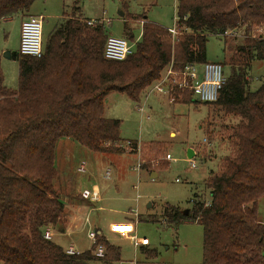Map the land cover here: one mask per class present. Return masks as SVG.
Here are the masks:
<instances>
[{"label":"trees","instance_id":"obj_1","mask_svg":"<svg viewBox=\"0 0 264 264\" xmlns=\"http://www.w3.org/2000/svg\"><path fill=\"white\" fill-rule=\"evenodd\" d=\"M34 1L0 0V22L28 12ZM176 9V38L143 15L126 18L142 23L137 40L129 34L134 50L123 60L104 58V26L87 25L77 10L42 41L41 57L18 55L15 89L5 87L0 65V264H113L120 259L119 248L101 233L90 249L74 254L44 238L45 229L64 214L52 183L56 143L71 138L98 152L135 153L137 142L127 141L128 148L123 144L121 121L103 116L107 94L121 92L137 103L169 64L174 71L203 64L206 34L222 36L231 52L228 61L220 62L232 69L213 104L237 121L229 127L219 169L204 179L209 199L195 195L186 213L165 204L162 214L166 223L201 225V264H264V221L258 218L264 198V81L251 90L247 75L253 60L264 61V37L256 33L264 27V0H178ZM228 32L241 34L233 39L242 43L229 46ZM191 94L177 87L169 92L172 101H187ZM163 146L148 143L147 163L164 154ZM98 244L102 257L94 255Z\"/></svg>","mask_w":264,"mask_h":264},{"label":"rangeland","instance_id":"obj_2","mask_svg":"<svg viewBox=\"0 0 264 264\" xmlns=\"http://www.w3.org/2000/svg\"><path fill=\"white\" fill-rule=\"evenodd\" d=\"M177 3L178 0H35L27 13L43 17V42L64 18L77 10L84 19L101 20L108 36L128 40L132 33L137 40L141 25L126 18L143 15L172 29ZM20 18L15 14L0 22V65L4 85L10 89L17 86L18 59L4 57L3 53H18ZM125 27L129 29L126 35ZM206 35V60L228 61L231 52L224 49V38ZM234 39L227 36V44L233 47L242 43L241 38ZM223 68L228 76L232 68L227 65ZM247 75L250 89H256L264 81V61L253 60ZM147 92L148 89L137 103L115 91L104 101L103 116L121 121L119 134L123 144L137 142V152H98L71 138L57 141L56 175L52 183L64 204V214L56 226H48L50 240L65 251L73 246L75 253H79L92 247L94 239L89 233L96 235L100 230L120 250V259L113 264H201V225L190 220L166 223L163 206L169 204L186 210L191 208L195 195L209 199L204 179L219 169L222 157L227 154L229 127L237 118L227 115L220 106L198 101L192 94L187 101H172L165 91L148 95ZM143 102L140 113L137 105ZM171 131L174 136L169 135ZM154 141L163 143L165 151L154 163H147L149 158L144 151ZM188 147L196 151L191 159L187 157ZM167 154L170 159H166ZM190 161L195 167L190 166ZM160 162L165 166L158 167ZM145 163L147 169L142 167ZM81 164L83 170L79 169ZM107 169L108 179L104 177ZM153 170L157 175L151 178L148 171ZM94 186L98 188L99 200H83L81 191ZM260 213L264 218V207ZM143 238L148 240L147 246H134L135 239ZM146 250L154 252V257L149 258Z\"/></svg>","mask_w":264,"mask_h":264},{"label":"built area","instance_id":"obj_3","mask_svg":"<svg viewBox=\"0 0 264 264\" xmlns=\"http://www.w3.org/2000/svg\"><path fill=\"white\" fill-rule=\"evenodd\" d=\"M42 19L43 17L38 15H31L23 19L20 23L19 29V47L18 55H25L34 58L41 57L43 53L42 49ZM87 25L93 26L96 24H103L101 20L86 19ZM173 38H176L179 34V29L176 24L172 29H170ZM256 33L260 37H264V27H259L256 29ZM226 35H231L235 37H241V34L235 32L225 33ZM134 50V43L123 38L115 36H107L104 48L103 56L108 60H123L128 55H130ZM226 82V75L224 73L223 65L217 61H206L203 64H188L181 71H174L171 64H169L161 73V76L154 81L147 89V95L153 91L159 92H169L177 87L179 89H188L191 91L192 95L195 96L198 101L207 104H212L216 102L219 98L220 92ZM146 89V90H147ZM146 92V91H145ZM147 97V96H146ZM171 99V98H170ZM172 100V99H171ZM144 102L137 105V110L142 113V106ZM203 142L206 143V138H203ZM129 142H126L125 146L128 148ZM208 145L210 143L208 142ZM138 151V148H137ZM136 151V152H137ZM170 154L166 155V159H170ZM152 160L151 162H153ZM141 162H143L141 160ZM140 162V164H141ZM154 163V162H153ZM140 164L138 166H140ZM190 166L195 167V164L190 161ZM80 170L84 169V165L81 164ZM105 178H109V170L107 169L104 175ZM80 196L83 199L89 201H98L99 192L96 189H84L81 191ZM208 204V202H206ZM50 228H46L43 236L45 239H51ZM95 233L90 232L89 237L95 240ZM148 240L135 239L134 245H147ZM68 254H74L75 251L73 246H69L66 250ZM104 253V248L101 244H98L94 250V255L96 257H102Z\"/></svg>","mask_w":264,"mask_h":264},{"label":"crops","instance_id":"obj_4","mask_svg":"<svg viewBox=\"0 0 264 264\" xmlns=\"http://www.w3.org/2000/svg\"><path fill=\"white\" fill-rule=\"evenodd\" d=\"M18 15H20L21 16V18H20V23H21V21L23 20V19H25L26 17H28V16H31V15H35V14H29V13H24V14H18ZM37 16V15H36ZM11 18V17H10ZM10 18H6L5 20H8V19H10ZM134 21H139V23H140V25H141V21L140 20H134ZM140 35V34H139ZM130 41V40H129ZM0 63H1V58H0ZM110 93H112V92H110ZM110 93L109 94H107V96L106 97H108V96H110ZM142 95H144V94H142ZM141 95V96H142ZM131 101V100H130ZM131 102H133V101H131ZM135 103V102H134ZM145 103V102H144ZM137 110V109H136ZM169 135L170 136H174V133L171 131L170 133H169ZM156 142H158V141H156ZM188 148H191V149H193V147H188ZM187 148V149H188ZM193 151H194V155L196 154V151L193 149ZM147 169V168H146ZM149 173H150V177L151 178H154V177H156V175H157V173H156V171L155 170H153V171H148ZM93 189H96V190H98V188H97V186H94V187H92ZM84 190V189H83ZM99 192V191H98ZM81 197V196H80ZM82 198V197H81ZM83 199V198H82ZM83 200H86V199H83ZM262 200V202L261 201H259V213H258V218H259V220L260 221H264V218H263V216L261 215V213H260V209L262 208V207H264V198L263 199H261ZM89 201V200H88ZM261 202V203H260ZM261 204V205H260ZM62 231H63V229H62ZM98 234L99 233H101V231L100 230H98V232H97ZM102 234V233H101ZM52 238V237H51ZM105 238V237H104ZM135 246V245H134ZM138 246H140V245H138ZM141 246H143V245H141ZM144 246H147V245H144ZM137 247V246H136ZM145 264H150V263H148V262H145Z\"/></svg>","mask_w":264,"mask_h":264},{"label":"water","instance_id":"obj_5","mask_svg":"<svg viewBox=\"0 0 264 264\" xmlns=\"http://www.w3.org/2000/svg\"><path fill=\"white\" fill-rule=\"evenodd\" d=\"M3 56H4V57H7V58H9V57H12V58H18V54H14V53L11 54L10 52H4V53H3ZM193 156H194V151H193V149L188 148V149H187V157H188L189 159H191ZM184 212L186 213L187 210H184Z\"/></svg>","mask_w":264,"mask_h":264}]
</instances>
